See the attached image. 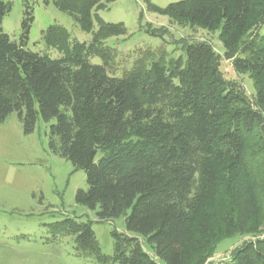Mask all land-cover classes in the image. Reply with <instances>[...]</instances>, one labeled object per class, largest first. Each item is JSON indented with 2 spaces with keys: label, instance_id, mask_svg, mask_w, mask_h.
I'll use <instances>...</instances> for the list:
<instances>
[{
  "label": "trees",
  "instance_id": "1",
  "mask_svg": "<svg viewBox=\"0 0 264 264\" xmlns=\"http://www.w3.org/2000/svg\"><path fill=\"white\" fill-rule=\"evenodd\" d=\"M41 1L67 12L91 39H71L53 23L42 39L60 56L33 52L32 7L26 5L15 41L1 28L11 6L0 0V122L14 111L27 134L38 115L54 120L49 149L85 173L87 187L76 190L75 201L100 221L122 216L135 234L112 231L107 255L91 221L65 217L46 224L52 238L72 235L76 252L97 264H209L222 239L248 236L226 264H264V0L163 7L147 0L149 10L180 25L218 31L223 56L252 79L251 97L223 76L220 55L205 41L109 75L113 51L103 41L126 29L97 11L114 0ZM93 56L102 64L91 63Z\"/></svg>",
  "mask_w": 264,
  "mask_h": 264
},
{
  "label": "rangeland",
  "instance_id": "2",
  "mask_svg": "<svg viewBox=\"0 0 264 264\" xmlns=\"http://www.w3.org/2000/svg\"><path fill=\"white\" fill-rule=\"evenodd\" d=\"M11 6L4 16L1 28L12 40L19 41L21 22L26 5L32 7L33 20L28 33L27 48L33 52L60 56L42 39V31L48 25H62L71 39L88 42L92 32L82 31L72 17L50 2L41 0H4ZM179 0H150L158 6H166ZM105 22H121L125 33L111 35L103 44L113 51L109 75L121 76L141 64L148 67L152 58L165 55L177 57L183 53V44L205 41L220 55V70L223 76L237 83L248 95L254 94L252 79L248 73L233 69L232 60L223 56L224 47L218 31H209L198 26L180 25L168 16L152 12L147 0H114L97 11ZM160 28L158 34L148 29ZM98 27L93 16V31ZM264 33V25L259 28ZM153 59V60H154ZM94 64H102L98 56L89 58ZM54 122H45L38 115L35 128L24 133L16 112H11L0 122V264H97L91 255L76 252L72 235L52 238L46 224L76 217L91 221L92 229L101 252L111 255L114 249L112 231L128 233L123 217L100 221L95 212L75 201L77 189H86L83 170H74L71 162L54 154L48 146V128ZM249 238L234 235L222 239L209 264H226L230 251ZM144 248H147L143 244Z\"/></svg>",
  "mask_w": 264,
  "mask_h": 264
}]
</instances>
